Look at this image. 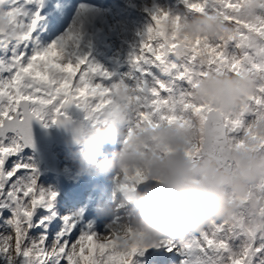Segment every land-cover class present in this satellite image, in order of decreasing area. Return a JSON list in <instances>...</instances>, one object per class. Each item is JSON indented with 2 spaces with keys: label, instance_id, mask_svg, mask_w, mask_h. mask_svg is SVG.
<instances>
[{
  "label": "snow or ice",
  "instance_id": "obj_1",
  "mask_svg": "<svg viewBox=\"0 0 264 264\" xmlns=\"http://www.w3.org/2000/svg\"><path fill=\"white\" fill-rule=\"evenodd\" d=\"M33 2L0 0V264H133L136 254L149 248L175 251L183 257L181 264H264V180L246 195L232 194L236 211L230 218L212 220L186 240L146 245L143 234L123 227L120 218L100 232L65 217L63 226L50 233L57 193L38 183L34 166L23 156V149L32 144L31 122L57 123L71 105L90 118L126 106L124 144L138 130L162 122L198 125L196 142L185 150L192 161L204 150L205 132L211 133L213 146L222 155V146L229 141L237 149L264 150V0H181L186 11L179 14L155 8L131 57L133 69L141 74L133 77V87L124 81L105 83L108 73L87 57L69 53L70 43L78 39L71 32L46 47L34 46L41 17L36 13L26 22L24 10ZM245 10L247 15L242 14ZM201 15L220 18L227 25L225 32L211 39L184 34L185 21ZM10 31L16 35L6 38ZM171 56L182 63L171 62ZM151 65L174 72L173 80L147 87L142 77ZM224 72L254 76L258 86L232 112L196 103L192 91L198 80ZM175 81L186 86L177 90ZM121 91L125 95L118 100ZM223 163L233 166L227 157ZM117 180L121 191H134L149 177L142 169H124ZM38 209L49 215L36 218Z\"/></svg>",
  "mask_w": 264,
  "mask_h": 264
},
{
  "label": "clouds",
  "instance_id": "obj_2",
  "mask_svg": "<svg viewBox=\"0 0 264 264\" xmlns=\"http://www.w3.org/2000/svg\"><path fill=\"white\" fill-rule=\"evenodd\" d=\"M242 14L247 15V10ZM226 28L217 16L201 15L189 17L182 31L189 37L211 39L222 35ZM14 35L10 31L6 38ZM257 86L256 77L247 74L209 73L198 80L192 96L196 103L232 112ZM124 95L121 91L118 100ZM128 116L126 106L106 109L92 117L90 126L79 130L75 143L78 164L102 175L114 174L118 190L121 189L117 177L124 169H142L148 175L149 180L134 191H123L122 206L128 211L121 220L123 227L131 226L142 233L146 245L162 239L186 240L205 230L210 221L230 218L236 211L232 194L246 195L264 180V150L237 149L229 141L222 146V155L213 146L210 132H205L200 158L192 161L186 157L185 150L196 142L200 132L195 124L179 127L162 122L154 128L146 127L138 130L129 144L123 143L111 158L98 159L103 155V145L115 142L119 125ZM225 157L231 160V168L224 165Z\"/></svg>",
  "mask_w": 264,
  "mask_h": 264
},
{
  "label": "rangeland",
  "instance_id": "obj_3",
  "mask_svg": "<svg viewBox=\"0 0 264 264\" xmlns=\"http://www.w3.org/2000/svg\"><path fill=\"white\" fill-rule=\"evenodd\" d=\"M44 1V0H43ZM94 3H83V9L78 10V14L74 22L67 28V24L61 25L54 23L59 20L60 8L50 10L51 17L48 18L49 12H46L36 27L34 32V46L41 45L46 47L53 41L59 40L68 33L78 36L75 43H70L68 51L76 56L87 57L88 60L99 66L102 72L109 74V78L105 83H119L124 81L130 87L135 86L136 79L140 77V73L133 69L131 57L134 51L138 49L141 36L146 32L148 25L151 23L150 13L157 7L179 14L186 11L181 0H94ZM23 3V0H21ZM38 0L35 3H41ZM53 0L43 2L44 9H50ZM30 4H25L24 8ZM7 7V5H5ZM25 17L26 22L30 21L28 16L33 17L35 12L29 11ZM42 17L41 12L38 13ZM48 18V22H44ZM39 21V22H40ZM47 21V20H46ZM63 32V33H62ZM45 37L37 42L35 36L42 34ZM96 36V39H93ZM169 60L173 63L180 64L182 60L175 56H171ZM146 75L142 77L147 87L153 86L156 81L167 83L174 78V72L169 73L163 70V66L151 65L144 68ZM177 90L183 89L186 85L183 81H175ZM65 116L71 117L74 121H80L84 127L90 126L92 118L87 116V112L71 105L64 110ZM56 123L49 121L46 127L54 129ZM45 126V124H44ZM127 133V124L119 125L117 138L115 142L105 143L103 145V155L98 159L105 157L111 158L113 153L119 151L123 146V140ZM11 135V134H10ZM65 147L55 146L53 154L60 165L61 174L52 175L49 173L45 165H42L34 152L23 149V156L31 163L37 174L38 183L45 189H50L57 193L55 199L56 213L48 222V230L50 233L57 232L63 226V218H71L77 225L83 229L91 226L96 231H104L108 225L114 220L120 218L122 220L124 214L128 211L126 206H122L124 199L118 197L119 191L115 183L114 174L102 175L93 170H85L78 164L77 146L73 149H64ZM101 177L103 183H108V191L110 193L109 200L102 196L99 202L108 200L110 204V213L102 208V212L96 213L99 208L97 202L91 198L82 197L86 192V188L92 186V180ZM73 190V191H72ZM118 191V192H117ZM93 195L94 191L86 193ZM102 200V201H101ZM9 213H5V216ZM49 215L44 209H38L36 218ZM90 215V216H89ZM3 231V229H0ZM40 231V229H36ZM36 233L34 232L33 235ZM51 236L49 242H51ZM183 259L177 252H169L165 248H149L143 255L139 253L134 257L133 264H181Z\"/></svg>",
  "mask_w": 264,
  "mask_h": 264
},
{
  "label": "water",
  "instance_id": "obj_4",
  "mask_svg": "<svg viewBox=\"0 0 264 264\" xmlns=\"http://www.w3.org/2000/svg\"><path fill=\"white\" fill-rule=\"evenodd\" d=\"M83 127L80 121H74L65 115L55 124L54 129L44 126L42 121L33 120L31 122L32 144L24 149L34 152L40 163L45 165L50 173L61 174L53 149L55 146L68 148L77 146L76 136Z\"/></svg>",
  "mask_w": 264,
  "mask_h": 264
},
{
  "label": "bare ground",
  "instance_id": "obj_5",
  "mask_svg": "<svg viewBox=\"0 0 264 264\" xmlns=\"http://www.w3.org/2000/svg\"><path fill=\"white\" fill-rule=\"evenodd\" d=\"M96 38H97L96 36H93V39H96ZM54 173L55 172H52L51 174L52 175H57V174H54ZM94 180H95V183L100 187V189H104L105 183H103V181H101V177H96V178H94Z\"/></svg>",
  "mask_w": 264,
  "mask_h": 264
}]
</instances>
